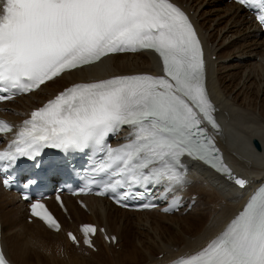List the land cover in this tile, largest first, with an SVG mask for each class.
<instances>
[{"label": "snow or ice", "instance_id": "1", "mask_svg": "<svg viewBox=\"0 0 264 264\" xmlns=\"http://www.w3.org/2000/svg\"><path fill=\"white\" fill-rule=\"evenodd\" d=\"M237 3L254 10L264 27V0ZM141 50L158 55L161 75H121L65 88L23 121L15 139L0 151V172L9 171L21 157L34 160L44 148H92L102 154L93 168L103 183L96 195L111 193L122 206L130 197L143 198L149 185L164 184L166 192L182 188L187 174L183 157L203 162L244 189L247 181L233 177L205 127L206 122L218 131L206 90L202 43L189 16L172 0H4L0 101L39 90L111 54ZM125 127V142L111 146L109 136ZM11 131V125L0 121V132ZM11 180L7 176L3 185ZM134 188L145 191L134 193ZM56 199L63 207L60 197ZM30 213L49 229L61 230L40 200L31 203ZM79 230L83 243L92 247L96 226L85 223ZM67 235L79 243L72 232ZM0 264H9L3 252ZM173 264H264V186L219 235Z\"/></svg>", "mask_w": 264, "mask_h": 264}, {"label": "bare ground", "instance_id": "2", "mask_svg": "<svg viewBox=\"0 0 264 264\" xmlns=\"http://www.w3.org/2000/svg\"><path fill=\"white\" fill-rule=\"evenodd\" d=\"M172 2L189 16L201 40L206 90L218 124V131L211 129V135L222 150L224 164L232 175L247 181L245 188L240 189L232 180L214 169L204 167L198 161L186 159L184 165L187 170L186 182L189 185L183 195L189 197L196 194L194 204L187 213L169 215L156 209L129 211L94 196L80 197L83 202L80 205L75 197L63 196L65 211L58 208L52 200H48L61 225L59 232L49 229L36 218L28 222L25 203L19 201L11 192L0 189L1 245L12 264H32L33 258L37 264H65L64 261L66 264H90L94 260L97 264H165L177 257L185 258L204 247L225 229L231 219L243 209L255 187L264 178V106L261 103L257 105L258 98L249 106L247 99L250 88L257 97L264 92V73L263 76H257L259 80L253 73L254 67L264 64V33L258 30L252 18L234 2L230 1L222 7L225 0H208L202 4L206 6L203 11L199 10L200 4H196L194 0ZM3 4L4 0H0V11ZM205 15H211L210 20L214 23L224 18L227 28L224 29L223 26V33L234 28L231 30L233 32L222 35V43H216L211 31L213 27L203 20ZM238 38L245 40H239L242 43L238 44ZM221 48L226 50L224 56L219 54ZM212 55H215L214 58ZM140 73L162 74V68L152 52L113 54L102 63L66 72L54 82L41 86L39 90L0 103V116L17 127L31 108L42 105L63 87L77 82ZM10 136L11 134L4 138L0 136V142H5ZM253 138L259 142L258 150L251 143ZM202 210L206 211V216L202 215ZM154 213L160 219H170L173 223V229H169L170 239L173 242L178 241V244L164 239L154 241L155 247L151 248L145 243L146 246H142V253L145 255L141 258V250H137L132 239L131 227L158 225V221L151 218ZM88 222L97 227V233L93 236L97 255L87 248H83L88 251L87 255L78 254V248L66 237V231H73L81 248L82 237L78 225ZM182 222L188 224L187 228L191 232L188 236H185L187 231L181 228ZM101 227L109 237L115 236V246L123 245L119 257L112 255L113 242L103 239L98 231ZM190 236L192 238L189 239ZM120 237L123 239L122 243L119 242ZM61 246L67 247L65 255L55 253ZM51 250L55 251L54 254L49 253ZM158 254L161 256L158 257Z\"/></svg>", "mask_w": 264, "mask_h": 264}, {"label": "rangeland", "instance_id": "3", "mask_svg": "<svg viewBox=\"0 0 264 264\" xmlns=\"http://www.w3.org/2000/svg\"><path fill=\"white\" fill-rule=\"evenodd\" d=\"M205 1H208V0H194V2L196 3V4H200V6H199V10H201V11H203V10H205V8H206V6H204V5H202ZM230 2L228 1V0H225V2L224 3H222V7H225L227 4H229ZM204 6V7H203ZM210 17H211V15H205V17H204V21H206V24L208 25V24H210V26L211 27H213V29L211 30L213 33H212V36L213 37H215V39H216V43H222L221 41L223 40V37H222V35H224V34H226V33H228V34H230L231 32H233V31H231L232 29H234V28H232V29H228V30H226L227 32H224L223 33V30L225 29V27L227 28V25H225V20H224V18H220V19H218L217 20V22L216 23H214V22H212L211 20H210ZM224 24V25H223ZM223 26H224V29H223ZM215 28V29H214ZM229 31H231V32H229ZM239 40L241 41L242 40V42L245 40H243L242 38H238V42H239ZM226 42V41H225ZM242 42H239L238 44H241ZM225 51V52H224ZM228 51V50H227ZM229 53H231L230 51H228ZM219 54L220 55H222V56H224L225 54H226V50H224V48H221V50L219 51ZM214 56L215 55H212V58H214ZM260 65H261V67L263 68V70H262V68L260 67ZM260 65H258L257 66V68L256 67H254V69H253V73L255 74L254 76H256V79L257 80H259L258 79V77H260V75L261 76H263L262 74L264 73V64L262 63V64H260ZM260 68V69H259ZM258 70H260V71H258ZM262 71V72H261ZM256 73H257V75H256ZM258 76V77H257ZM263 88H264V86H263ZM251 92V93H250ZM261 92V91H260ZM245 93V92H244ZM256 95V93H255V91L252 89V88H250L249 89V91H248V93H247V95H248V97H247V99H248V105L249 106H251L252 105V102L254 101V100H256L257 98L259 99V101L257 102V105H259L260 103H261V105L262 106H264V92H263V94H261L260 96H258L257 97V95ZM260 97V98H259ZM253 99V100H252ZM260 111H261V107H260ZM260 114H261V112H260ZM202 197V196H201ZM203 199V198H202ZM203 201V200H202ZM203 211V210H202ZM206 211H203L202 213V215H204V216H206V214L207 213H205ZM185 214V213H184ZM192 214V213H191ZM199 213H196V215H198ZM155 213H154V215H152L151 214V218L153 217V218H155V220L156 221H158V225H151V226H147V227H144V228H146V229H144V228H142V227H139V226H132L131 227V234H132V239L135 241V243H136V248H137V250H141L139 253H140V255H141V258H143V255H145L144 253H142V252H144V250H143V248H142V246L144 247V246H146V245H148V246H150L151 248L152 247H155V245L153 244V242L154 241H159V240H164V239H170V231H169V229L171 230V228L173 229V227H172V222L170 221V219H160V217L159 216H155ZM158 218V219H157ZM27 220V219H26ZM170 223H169V222ZM180 223V222H179ZM67 224H69V223H67ZM118 224L119 225H121V222H119L118 221ZM162 224V225H161ZM130 225H133V224H130ZM166 225V226H165ZM183 226V227H182ZM149 227H150V229H149ZM188 224H186L185 222H182L181 223V228H182V230L183 231H187V234L185 235V236H188L189 235V233H191L189 230H188ZM135 228V229H134ZM152 228V229H151ZM163 228V229H162ZM133 229V230H132ZM139 229V230H138ZM151 230V231H150ZM153 230H154V232H153ZM146 232V233H145ZM135 233V234H134ZM137 233V234H136ZM152 233V234H151ZM136 235V236H135ZM158 235V236H157ZM139 236V237H138ZM150 237V238H149ZM155 237V238H154ZM156 238H158V240L156 239ZM190 238H192L191 236L189 237V239ZM138 241H137V240ZM119 242L120 243H122L123 242V239L120 237V239H119ZM170 242H172V243H174V244H178V241H176V242H173V240H171L170 239ZM145 243H146V245H145ZM74 245V244H73ZM74 247L75 248H80L79 246H75L74 245ZM67 247H63V246H61L60 247V249H59V247H58V250L55 252V251H53V250H51V251H49V253H51V254H54V252L55 253H61L62 255H65V253L67 252V249H66ZM122 248H123V245H117V246H115L114 244L112 245V249H111V253H112V255L113 256H116V257H119L120 256V254H121V250H122ZM139 248V249H138ZM77 249V253L78 254H82V255H87L88 253V251H85L84 249L83 250H78ZM174 249V248H173ZM66 251V252H65ZM91 252H92V254H94V255H97V251L95 252V250H90ZM53 252V253H52ZM159 256H161V254H158V257ZM34 260V261H33ZM94 261H96V260H94ZM94 261H91L90 262V264H97L96 262H94ZM34 262V263H33ZM30 263V262H29ZM31 263L32 264H37V261H36V259H32L31 260ZM64 263L66 264V262L64 261ZM102 264H109V263H102Z\"/></svg>", "mask_w": 264, "mask_h": 264}, {"label": "water", "instance_id": "4", "mask_svg": "<svg viewBox=\"0 0 264 264\" xmlns=\"http://www.w3.org/2000/svg\"><path fill=\"white\" fill-rule=\"evenodd\" d=\"M252 144L257 150L260 148V145H259V142H258L257 139L253 138L252 139ZM236 178H239V177H236Z\"/></svg>", "mask_w": 264, "mask_h": 264}]
</instances>
